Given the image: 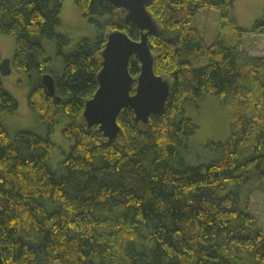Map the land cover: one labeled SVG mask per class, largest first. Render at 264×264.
<instances>
[{"label":"trees","instance_id":"trees-1","mask_svg":"<svg viewBox=\"0 0 264 264\" xmlns=\"http://www.w3.org/2000/svg\"><path fill=\"white\" fill-rule=\"evenodd\" d=\"M63 1L0 0V32L14 37L12 71L26 78L27 106L45 128L44 135L20 130L10 138L0 123L1 264H264V231L248 204L252 184L264 192V57L241 41L245 33L264 35V12L241 29L235 0H149L153 72L169 81V94L146 124L121 109L120 131L108 140L98 126L87 127L84 103L98 88L107 34L139 40L140 31L105 0H74L97 34L63 53L68 38L56 33ZM203 8L220 12L234 44L204 42L190 25ZM45 41L56 43L60 74ZM202 58L205 65L192 67ZM139 69L132 55L134 80ZM206 95L228 107L229 135L206 145L215 158L185 164L177 147L197 129L185 111ZM16 111L0 80V114ZM60 122L71 144L56 175L49 135Z\"/></svg>","mask_w":264,"mask_h":264},{"label":"rangeland","instance_id":"rangeland-1","mask_svg":"<svg viewBox=\"0 0 264 264\" xmlns=\"http://www.w3.org/2000/svg\"><path fill=\"white\" fill-rule=\"evenodd\" d=\"M233 18L241 29L250 28L252 22L264 12V0H235ZM60 24L56 33L66 35L68 43L63 47V53L73 50L84 38L93 40L96 29L82 17L75 6L74 0H64L59 14ZM224 21L220 12L215 9L203 8L191 19L190 25L197 28L206 44H210L216 37L222 38L227 45H232L235 38L232 33L222 28ZM243 50L252 55L264 57V35L245 33L241 36ZM47 55L52 58L51 67L56 74H60L63 60L56 55L57 47L54 41H45ZM14 52V37L0 32V61L11 59ZM207 63L206 58L192 62V67L199 68ZM3 88L16 100L17 111L11 115L0 114V123L9 133L10 138L20 130H34L42 135L45 128L28 108L26 97L28 85L23 74L12 71L9 75H0ZM185 115L192 119L197 126L195 133L184 140L179 149L185 164L206 162L217 156L206 145L209 142H223L229 135V109L214 95H206L198 108H186ZM63 122L58 123L49 135L55 149L49 159V167L56 174L61 175L64 170L60 164L68 152L70 142L61 135ZM179 165L178 161L175 162ZM229 188V186H228ZM249 194L250 213L260 221V228L264 231V192L257 183L251 185ZM222 194V192H220Z\"/></svg>","mask_w":264,"mask_h":264},{"label":"water","instance_id":"water-1","mask_svg":"<svg viewBox=\"0 0 264 264\" xmlns=\"http://www.w3.org/2000/svg\"><path fill=\"white\" fill-rule=\"evenodd\" d=\"M125 12V20L140 31L139 40H132L125 32L115 30L107 34L101 51V69L97 75L98 88L85 101L82 118L87 127L98 126L108 140L120 131L117 115L123 108L134 111L135 120L143 124L150 115L162 110L169 94L170 83L153 72V56L148 36L156 30V24L147 11L149 0H105ZM135 55L140 62L139 74L134 80L128 70L129 59ZM12 72L11 59L0 61V75ZM42 83L49 94H54L53 78L42 76ZM133 90V93L131 91ZM0 251V264H1Z\"/></svg>","mask_w":264,"mask_h":264}]
</instances>
